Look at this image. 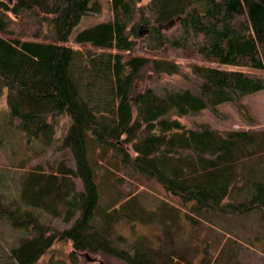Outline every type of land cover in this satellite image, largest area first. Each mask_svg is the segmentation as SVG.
<instances>
[{"label":"trees","instance_id":"obj_1","mask_svg":"<svg viewBox=\"0 0 264 264\" xmlns=\"http://www.w3.org/2000/svg\"><path fill=\"white\" fill-rule=\"evenodd\" d=\"M108 8L73 34L84 16H101L99 0H0V232L4 223L19 231L7 251L0 234V264H41L59 243L70 244V264L85 251L192 264L167 220L264 214V128L244 102L264 91V0ZM226 106L250 128H230ZM203 112L222 127L193 121ZM152 185L159 207L139 197ZM122 217L162 225L163 248L120 234Z\"/></svg>","mask_w":264,"mask_h":264},{"label":"rangeland","instance_id":"obj_2","mask_svg":"<svg viewBox=\"0 0 264 264\" xmlns=\"http://www.w3.org/2000/svg\"><path fill=\"white\" fill-rule=\"evenodd\" d=\"M3 1L7 3L13 2V0ZM99 1L102 4L101 16H84L78 25L74 27L73 34L108 18L110 15L108 8L109 0ZM140 35H144V30H140ZM182 59L196 63L202 62L192 53H187ZM145 73L146 69H143L139 73L132 93L138 92L142 87L143 79L141 77H144ZM244 102L248 105L250 112L256 120L257 125L254 128H264V91L245 97ZM223 109L232 117L231 123H229L230 128H250L239 121L231 107L226 106ZM192 119L195 122L222 127V124L215 121L208 112H203ZM56 121V136H60L66 129L67 120L65 117H58ZM48 158L59 160L61 157L51 153H47L42 157L43 160ZM3 163L4 159L0 154V164ZM141 192L139 197H144V205H152V207L160 206L157 199L161 198V196L156 187L152 185V188L144 189ZM15 193L19 195L20 190L15 191ZM47 220L59 228L66 226L61 223L60 218H50ZM162 228L163 226L157 222L132 223L124 217L116 225V230L125 237L133 239L145 237V241H148L151 248L155 250H161L164 245L163 237L165 236ZM167 229L173 231L170 233V237H173L176 247H179V249H185L186 246L189 247L186 255L192 264L197 263L198 258L199 262L207 258L213 264H264V214L258 211L239 216L216 213L204 214L196 223L183 218H175L174 220H167ZM0 234L1 237H4L2 247L7 251L8 244H13L14 239L19 236V231L4 223ZM69 251V243L55 244L41 257L40 263L70 264ZM195 258L197 259L195 260ZM77 264L125 263L111 256L85 251L79 254Z\"/></svg>","mask_w":264,"mask_h":264},{"label":"water","instance_id":"obj_3","mask_svg":"<svg viewBox=\"0 0 264 264\" xmlns=\"http://www.w3.org/2000/svg\"><path fill=\"white\" fill-rule=\"evenodd\" d=\"M174 24V21L172 20V21H170L169 23H168V25L166 26V28H168V27H171L172 25ZM81 253V252H80ZM79 253V254H80ZM79 256V255H78Z\"/></svg>","mask_w":264,"mask_h":264},{"label":"crops","instance_id":"obj_4","mask_svg":"<svg viewBox=\"0 0 264 264\" xmlns=\"http://www.w3.org/2000/svg\"><path fill=\"white\" fill-rule=\"evenodd\" d=\"M55 160H57V159H55ZM59 210L62 211V207H61V206L59 207ZM197 258H198V257H197ZM197 258H195V260H196ZM198 262H199V258L197 259V263H195V264H199Z\"/></svg>","mask_w":264,"mask_h":264}]
</instances>
